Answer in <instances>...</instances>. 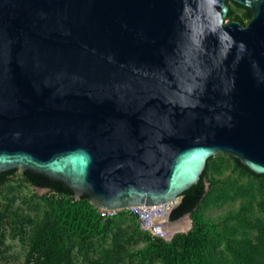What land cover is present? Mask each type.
<instances>
[{"label":"water","instance_id":"95a60500","mask_svg":"<svg viewBox=\"0 0 264 264\" xmlns=\"http://www.w3.org/2000/svg\"><path fill=\"white\" fill-rule=\"evenodd\" d=\"M220 153L264 175V0H0V174L172 211Z\"/></svg>","mask_w":264,"mask_h":264},{"label":"rangeland","instance_id":"374dc122","mask_svg":"<svg viewBox=\"0 0 264 264\" xmlns=\"http://www.w3.org/2000/svg\"><path fill=\"white\" fill-rule=\"evenodd\" d=\"M227 6V21L248 23L243 9ZM204 181L196 213L179 220L189 227L164 241L125 214L63 224V209L91 205L35 188L14 170L0 186V264H264V178L220 153Z\"/></svg>","mask_w":264,"mask_h":264},{"label":"trees","instance_id":"16d2710c","mask_svg":"<svg viewBox=\"0 0 264 264\" xmlns=\"http://www.w3.org/2000/svg\"><path fill=\"white\" fill-rule=\"evenodd\" d=\"M232 4H234L238 8L243 9L244 15L248 19L250 18L251 12L248 8L241 6L234 2H232ZM210 159L211 158H209L208 160ZM231 159L233 160V162L238 168L244 170L248 174L256 178H264V175H256L252 173L251 171L247 170V168L243 166L237 159H234L232 157ZM12 172L13 171H7V172L0 174V186L6 182L7 176L11 174ZM23 175L26 178V180L35 188L47 189L57 194L64 195L70 198H74L72 192L69 189L65 188V186L60 182H53L49 180L48 178H46L45 176H42L39 174H32L29 171H25ZM205 176H206V168L203 171L198 183L195 186L191 187L190 189L184 191L180 195L181 201L179 205L176 206L169 214L168 220L170 222H176L187 215H194L196 213L197 206L202 201L205 195V190H206L205 181H204ZM81 201H84L87 203L88 196H85V195L82 196L80 199V202ZM62 216L64 218L63 224L66 223L69 225L70 224L72 225L73 223H77V222L83 223L85 225H88L89 223L93 224L97 222L100 218L96 210L92 206H89V205H87L86 207L84 206V208L83 206H79L78 208L73 207L70 209L65 208L63 209ZM198 217H201V216H198ZM58 231L60 232V234L58 235L59 236L62 235L61 233L62 231L60 229ZM46 239L50 240V236L48 235V238Z\"/></svg>","mask_w":264,"mask_h":264},{"label":"built area","instance_id":"2783aa9c","mask_svg":"<svg viewBox=\"0 0 264 264\" xmlns=\"http://www.w3.org/2000/svg\"><path fill=\"white\" fill-rule=\"evenodd\" d=\"M173 206L169 208L168 213L166 214V218H165L166 223H169V224H173L177 222V221L167 222L168 214L170 213ZM160 213H161L160 210L154 207L151 208V207H141V206L128 207L124 209H115V210H105V209L98 210V214L101 219H107V218H111V217H115V216H119L123 214L133 217L137 221L139 226H141V228L148 231L149 234H151L155 238H159L164 241H169L170 239H172V237L175 234L179 232L171 234L169 231H166L164 227L161 225V223L159 222Z\"/></svg>","mask_w":264,"mask_h":264},{"label":"bare ground","instance_id":"6f19581e","mask_svg":"<svg viewBox=\"0 0 264 264\" xmlns=\"http://www.w3.org/2000/svg\"><path fill=\"white\" fill-rule=\"evenodd\" d=\"M175 202L176 200H173L171 202L164 203V204L157 205V206H141V207H151V208L154 207L160 210L161 213H160L159 222L161 223V225L164 227L166 231H169L172 234V233H177V231H182L186 229V225L187 227H189V221L187 224V223H184V220H182L181 222L179 221L177 223H173V224L166 223V220H165L166 214L168 213L169 208L172 207L175 204Z\"/></svg>","mask_w":264,"mask_h":264},{"label":"flooded vegetation","instance_id":"af4514ba","mask_svg":"<svg viewBox=\"0 0 264 264\" xmlns=\"http://www.w3.org/2000/svg\"><path fill=\"white\" fill-rule=\"evenodd\" d=\"M249 20V19H248Z\"/></svg>","mask_w":264,"mask_h":264}]
</instances>
